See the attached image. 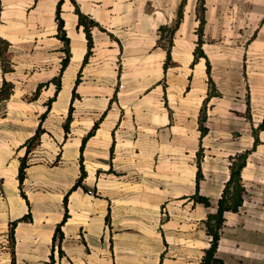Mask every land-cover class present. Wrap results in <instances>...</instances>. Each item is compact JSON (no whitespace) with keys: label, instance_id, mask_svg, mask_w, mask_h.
I'll use <instances>...</instances> for the list:
<instances>
[{"label":"crops","instance_id":"1","mask_svg":"<svg viewBox=\"0 0 264 264\" xmlns=\"http://www.w3.org/2000/svg\"><path fill=\"white\" fill-rule=\"evenodd\" d=\"M59 1L0 0L13 67L0 59V90L13 85L0 104V264L13 248L15 264H200L204 221L247 150L244 202L225 213L218 255L264 264V0H205L198 58V0H186L168 63L160 28L182 0H62L68 59ZM77 8L97 23L90 52ZM198 170L210 206L193 197Z\"/></svg>","mask_w":264,"mask_h":264},{"label":"trees","instance_id":"2","mask_svg":"<svg viewBox=\"0 0 264 264\" xmlns=\"http://www.w3.org/2000/svg\"><path fill=\"white\" fill-rule=\"evenodd\" d=\"M185 1L186 0H182L181 4L179 6L177 18H176L174 24L171 27L162 26L160 28L161 39H165L168 41V45H167L168 60L166 63H168V61L170 60V49H171V46L173 44V35H174L175 30L177 29V27H178V25H179V23L183 17V9H184ZM61 3H62V0H60L58 3L56 18L58 21L59 37L65 42V46H66L65 50L67 52V59H68V57H69V47H68L69 40L66 37V31L64 29V20L61 18ZM205 10H206L205 0H198L197 17L200 19V25H199V28L197 30L198 34H199V38L197 41V47L195 49L196 58L200 57L201 55H204V52L202 50V45L204 42L203 34H204V25H205V21H206L205 20ZM77 12L79 14V24L84 25L86 33H87L89 52H90L92 44H93L92 35H91V27L97 25V23L94 20L90 19L88 16L81 13L78 8H77ZM8 45H9L8 42L0 37V59H1V64H2L4 72H8V71L13 70L12 62H11L9 54L7 52L8 47H9ZM66 61L67 60H65L64 63H66ZM208 71L210 73V66L209 65H208ZM39 90H40V87L38 88L36 94L39 92ZM12 91H13V85L5 80L3 83V86L1 87V90H0V100H2V99L5 100V99L9 98ZM212 94H214V92L211 91L209 96H211ZM44 117H45V114L42 115V119ZM205 120H206V100H205V107H203L202 112H201V116H200V128H201L202 134H205L207 132V128L204 125ZM67 124L68 123H65V129L68 128ZM97 125H98V123L95 124V126L92 129V131L90 132V134L94 132ZM263 126H264V123H262L259 127H263ZM42 132H43V129L40 126L38 128V130L36 131V133L34 134V136L31 137V139H29V141L27 142V146H28L27 153L31 150V148L33 146H35L39 143L40 136H41ZM85 140H86V137L84 138V142H85ZM83 146H84V143H83L81 149H83ZM248 154H249V150L242 152V153H238L235 156L231 157L230 178L225 183L222 195L218 200L217 211L215 213L208 214L207 218L204 221L206 231L209 234V236L211 237V239H210V245L207 248H205V250H204V255L202 257L200 264H225L223 258H221L218 255L219 241L221 238L222 228H223L224 222H225V213L227 211H234V212L239 211L240 207L243 205L245 186H244L243 178H242V170L246 164ZM199 156H200V154H199ZM81 159H82V156H81ZM27 160H28L27 155H25L21 159V165H20V169H19V180H20L21 187H22V183H23L24 178H25V169L28 166ZM85 174H86V172L82 166L81 176L79 177L77 183L73 186V188H76L78 185H80L82 183V181L85 177ZM200 177H201V172H200V170H198L197 192L193 195V197L195 198V200L204 203L206 206H210L211 205L210 199L199 193ZM67 202H68V196L65 197L64 203H65L66 211H65V216H64L62 223L66 220L67 215H68V213H67V211H68ZM30 217H31V215L27 214L24 217H22V219H29ZM22 219L13 221L11 224V228H10L9 233H10V237H11L13 247H14V240H15L14 229H15V226L17 225V223ZM62 223H60L55 230V234L53 237V248L55 247L56 244L60 245L62 240H63L64 234L62 231ZM60 253L62 254V250H60ZM51 263L54 264V256L53 255H52ZM12 264H15L14 248H13Z\"/></svg>","mask_w":264,"mask_h":264},{"label":"built area","instance_id":"3","mask_svg":"<svg viewBox=\"0 0 264 264\" xmlns=\"http://www.w3.org/2000/svg\"><path fill=\"white\" fill-rule=\"evenodd\" d=\"M0 104H1V100H0Z\"/></svg>","mask_w":264,"mask_h":264}]
</instances>
